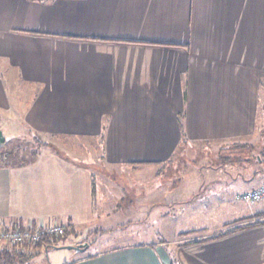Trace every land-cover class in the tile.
Masks as SVG:
<instances>
[{
	"label": "crops",
	"instance_id": "obj_1",
	"mask_svg": "<svg viewBox=\"0 0 264 264\" xmlns=\"http://www.w3.org/2000/svg\"><path fill=\"white\" fill-rule=\"evenodd\" d=\"M13 111L28 139L62 140L96 166L54 145L0 163V225L61 223L78 238L110 210L100 181L94 214L92 174L167 165L193 148L220 159L206 172L215 187L259 188L264 174L235 159L253 148L264 167V0H0V117ZM232 201L230 225L170 241L174 250L159 241L85 255L82 240L68 264H264V202Z\"/></svg>",
	"mask_w": 264,
	"mask_h": 264
},
{
	"label": "rangeland",
	"instance_id": "obj_2",
	"mask_svg": "<svg viewBox=\"0 0 264 264\" xmlns=\"http://www.w3.org/2000/svg\"><path fill=\"white\" fill-rule=\"evenodd\" d=\"M20 117L19 111L0 117V129L4 138V143L0 144V163L9 164L13 159L15 162H26L32 158L31 153L39 149L33 145L34 142L37 144L52 141V144L68 157L86 163L95 170V160L93 162L92 159L87 160L69 152V149L66 150L59 143L62 140L28 139V132L22 126ZM89 148L90 146L87 149ZM92 157H95L93 153ZM219 161L217 154L208 153L203 156L193 148L189 154L186 150L183 154H177L167 165H157L136 172L132 169L118 171L119 177L104 172L97 175L95 171L105 185L104 197L106 206L110 209L105 211V219L94 222L87 233H81L78 238L69 236L66 240L58 242V248H43L33 263L68 264L71 257L76 255L72 249L73 245L82 240L88 245L85 255L126 243L152 245L159 241H166V250H174L175 246L171 245L170 241L212 233L227 224L230 225L234 219L233 208L236 206L232 200H235L238 194L235 196L234 190L228 191L224 185L221 188L215 187L212 185L214 178L206 176V172L213 170ZM223 161L222 169L234 170V163ZM203 164L206 167L209 165L210 170L205 166L203 168ZM206 185L209 186V191H203ZM198 187L199 190L196 191ZM212 187H215L216 192L212 191ZM223 190H226V193ZM137 192L141 196L137 197ZM188 192L195 193L191 195ZM235 202L244 204L236 200ZM136 203L145 207L133 210L132 207Z\"/></svg>",
	"mask_w": 264,
	"mask_h": 264
},
{
	"label": "trees",
	"instance_id": "obj_3",
	"mask_svg": "<svg viewBox=\"0 0 264 264\" xmlns=\"http://www.w3.org/2000/svg\"><path fill=\"white\" fill-rule=\"evenodd\" d=\"M36 143V142H34ZM33 145L36 147V148H39L38 150H36L35 152H32V154L34 156H37L38 153L41 152V149L42 148L43 150L45 148H51L53 146V144L49 141H43V142H37V144H34ZM40 144L42 146H40ZM240 148H243L244 149V146L241 145ZM249 156H247V159L244 160L242 158H237L235 160H238L239 162H242V161H246V162H252L251 163V169H255V172L257 173H262L264 174V167H263V160H262V156L259 152H255V150H253V148H249ZM32 156V155H31ZM257 158H259V160H257ZM225 161H229V157H224L223 158ZM29 161V160H27ZM26 161V162H27ZM12 165L13 166H18V165H22L26 162H15V160L13 159L12 161ZM212 166V165H211ZM212 169V167H211ZM100 183V179L99 177L96 178L95 175L92 174V192L94 191V195H92V198L94 199V206H93V210H94V214L96 213L95 212V197H96V193H95V187L96 185L98 184L99 185ZM94 185V186H93ZM100 188V187H99ZM98 210H97V214H98ZM12 225H18V226H21L19 223H14V224H8V223H5V224H1L0 225V228H3V227H8V226H12ZM65 228H64V234L60 237H43L38 243H36L35 245L33 246H30V245H22V246H11L9 244H0V264H31L33 263L32 260H30L31 258V253H33L32 250H34L35 248H47V247H52V248H58V241H63L65 239H67L69 236L71 235H75L77 233L76 230H74L72 228V226L70 225H64ZM235 229H238V228H233V230ZM232 229H230L229 231H231ZM232 230V231H233ZM84 243V242H82ZM30 253V256H27V253ZM27 260V261H25ZM33 264H36L35 262Z\"/></svg>",
	"mask_w": 264,
	"mask_h": 264
},
{
	"label": "built area",
	"instance_id": "obj_4",
	"mask_svg": "<svg viewBox=\"0 0 264 264\" xmlns=\"http://www.w3.org/2000/svg\"><path fill=\"white\" fill-rule=\"evenodd\" d=\"M237 202L253 205L264 202V185L259 188L242 192L235 198ZM64 224H48L44 227L33 228L29 224L25 226L12 225L0 228V244L11 246H33L43 237H60L64 234Z\"/></svg>",
	"mask_w": 264,
	"mask_h": 264
},
{
	"label": "water",
	"instance_id": "obj_5",
	"mask_svg": "<svg viewBox=\"0 0 264 264\" xmlns=\"http://www.w3.org/2000/svg\"><path fill=\"white\" fill-rule=\"evenodd\" d=\"M1 143H4V138H3V135H2V133H1V131H0V144H1ZM72 249H73V250L80 251V250L83 249V247H81V246H74Z\"/></svg>",
	"mask_w": 264,
	"mask_h": 264
}]
</instances>
